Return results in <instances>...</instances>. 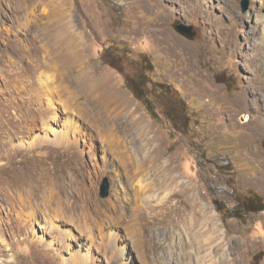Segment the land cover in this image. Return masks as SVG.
<instances>
[{
    "label": "rangeland",
    "instance_id": "rangeland-1",
    "mask_svg": "<svg viewBox=\"0 0 264 264\" xmlns=\"http://www.w3.org/2000/svg\"><path fill=\"white\" fill-rule=\"evenodd\" d=\"M143 60L154 117L126 85ZM248 195L264 0H0V264H264V209L212 201Z\"/></svg>",
    "mask_w": 264,
    "mask_h": 264
},
{
    "label": "trees",
    "instance_id": "trees-1",
    "mask_svg": "<svg viewBox=\"0 0 264 264\" xmlns=\"http://www.w3.org/2000/svg\"><path fill=\"white\" fill-rule=\"evenodd\" d=\"M103 56L108 57L110 55V47L103 50ZM109 60V59H108ZM109 62V61H108ZM110 63V62H109ZM113 66V64H111ZM151 65L146 60L140 63V71L132 77L125 75L127 87L134 93L135 97L139 99L148 109L150 114L154 117L152 101L147 97L145 90V84L148 83L147 73L150 71ZM117 71H121L117 68ZM163 89V84H156ZM213 205L215 209L220 212L222 217L242 219L249 212H259L264 209V202L258 195H248L246 198L237 200L233 205L228 206L221 199L213 198Z\"/></svg>",
    "mask_w": 264,
    "mask_h": 264
},
{
    "label": "water",
    "instance_id": "water-1",
    "mask_svg": "<svg viewBox=\"0 0 264 264\" xmlns=\"http://www.w3.org/2000/svg\"><path fill=\"white\" fill-rule=\"evenodd\" d=\"M172 27L177 33L181 34L182 36H185L188 39H193L196 34L195 30L193 29L194 27L191 24L176 22L172 24ZM108 191H109V182L107 178H104L102 184L100 185V196L106 197L108 195Z\"/></svg>",
    "mask_w": 264,
    "mask_h": 264
},
{
    "label": "bare ground",
    "instance_id": "bare-ground-1",
    "mask_svg": "<svg viewBox=\"0 0 264 264\" xmlns=\"http://www.w3.org/2000/svg\"><path fill=\"white\" fill-rule=\"evenodd\" d=\"M115 102V100H113V99H110V105L111 104H113ZM124 108V107H123ZM117 119H118V121L120 122V121H123L124 122V117L122 116V114H120V115H118V117H117ZM136 121H138L137 120V116H136V118L134 117V119H132V124H136L135 122ZM142 121V120H141ZM142 123V122H141ZM122 124V123H121ZM143 126V125H142ZM142 126L140 127V128H142ZM127 127L129 128L130 127V123L129 124H127ZM138 127V128H139ZM143 129V128H142ZM145 130V129H144ZM118 152H120V153H123L122 151H118ZM169 179V176H167V175H164V178H163V181H167ZM163 185V184H162ZM213 225H214V223H213ZM213 228L215 229V231H216V233H218V228H217V226H213ZM214 231V230H213ZM220 245H221V243H217L214 247H213V251H217L218 249H219V247H220ZM252 246L253 245H255V243H252L251 244ZM228 264H234V263H228Z\"/></svg>",
    "mask_w": 264,
    "mask_h": 264
}]
</instances>
